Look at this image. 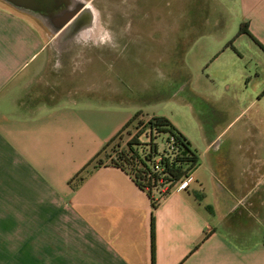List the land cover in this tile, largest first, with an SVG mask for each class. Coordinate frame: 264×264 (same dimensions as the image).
I'll list each match as a JSON object with an SVG mask.
<instances>
[{"label": "crops", "instance_id": "0c3cea01", "mask_svg": "<svg viewBox=\"0 0 264 264\" xmlns=\"http://www.w3.org/2000/svg\"><path fill=\"white\" fill-rule=\"evenodd\" d=\"M133 7L52 33L0 3V264H264V0ZM137 112L198 155L154 208L92 161Z\"/></svg>", "mask_w": 264, "mask_h": 264}, {"label": "trees", "instance_id": "16d2710c", "mask_svg": "<svg viewBox=\"0 0 264 264\" xmlns=\"http://www.w3.org/2000/svg\"><path fill=\"white\" fill-rule=\"evenodd\" d=\"M136 119H141L140 124L144 125L143 130H148L150 143L147 152H145L144 155H141L137 150H133V146L139 145L140 143L136 137L132 142H129L128 152H120L116 160H114L111 165L126 171L134 183L142 191L146 192L147 196L151 199L152 207L154 208L157 201L161 197L168 194L180 179L189 177V175L194 171V169L198 166V155L195 150L192 149L187 138L178 129H176L166 117L152 116L147 120H143L141 113L137 112L129 120L125 128L132 124ZM119 134H117L111 141H113ZM162 135H165L166 137L165 147L159 151L158 144L153 142V140L155 137ZM170 140H172V150L168 152L166 144ZM108 144H106V146ZM106 146H104V148ZM98 155L99 154H97V156ZM158 155L161 157L159 161V166L162 168L161 172H157L154 168L155 163L153 158ZM96 157L92 160L93 162ZM124 164L128 165L130 170H127ZM95 166H100V164L97 163ZM158 185H166V188L165 190L160 191L157 196H154L152 195V190ZM151 251L153 262V217L151 219Z\"/></svg>", "mask_w": 264, "mask_h": 264}, {"label": "rangeland", "instance_id": "374dc122", "mask_svg": "<svg viewBox=\"0 0 264 264\" xmlns=\"http://www.w3.org/2000/svg\"><path fill=\"white\" fill-rule=\"evenodd\" d=\"M83 1L85 3L92 4V7L98 12L99 23L101 24L102 27L107 29L109 27V17L115 20V19H119L120 17L123 18V17L135 15V9L133 7L134 0H83ZM0 3L4 4L1 1ZM146 27L147 26L145 24H142L141 31L143 32L147 31ZM120 66L124 67L125 70L129 69L128 70L129 74L134 73L135 70L134 62L120 63ZM140 120L141 119H136L132 124L126 127L113 141H111L99 153V155L94 160L93 164L94 165L97 163L100 165L111 164L114 160H116L120 152H128L129 142H132L136 137L140 143L139 145L133 146V150H137L139 154L144 155L149 148L150 136L148 134L147 129L143 130L144 125L140 124ZM165 138H166L165 135L157 136L155 137L153 142H156L157 144H161L163 149L165 147ZM124 166L126 167L127 170H130V167L128 165L124 164ZM165 188L166 185L164 186L158 185L157 187L153 188L152 195L157 196L159 192L165 190Z\"/></svg>", "mask_w": 264, "mask_h": 264}, {"label": "water", "instance_id": "95a60500", "mask_svg": "<svg viewBox=\"0 0 264 264\" xmlns=\"http://www.w3.org/2000/svg\"><path fill=\"white\" fill-rule=\"evenodd\" d=\"M14 10L40 20L52 33L65 30L78 33L87 26H78L77 17L84 12L91 23V12L83 0H0ZM88 25V24H87Z\"/></svg>", "mask_w": 264, "mask_h": 264}, {"label": "built area", "instance_id": "2783aa9c", "mask_svg": "<svg viewBox=\"0 0 264 264\" xmlns=\"http://www.w3.org/2000/svg\"><path fill=\"white\" fill-rule=\"evenodd\" d=\"M171 143H172V140H170L166 145H167V151L170 152L172 150V147H171ZM161 157L158 155L156 157L153 158V161L155 163V170L157 172H161L162 171V168L159 166V161H160ZM188 179L187 178H182L180 179L175 185L174 187L172 188V190H175V191H184L186 189V180Z\"/></svg>", "mask_w": 264, "mask_h": 264}, {"label": "flooded vegetation", "instance_id": "af4514ba", "mask_svg": "<svg viewBox=\"0 0 264 264\" xmlns=\"http://www.w3.org/2000/svg\"><path fill=\"white\" fill-rule=\"evenodd\" d=\"M84 2V1H83ZM84 4L87 6V7H92V4H90V3H85L84 2ZM93 8V7H92ZM94 9V8H93ZM95 10V9H94ZM96 11V10H95ZM89 18H88V16L84 13V12H82V13H80V15L77 17V20H78V26H82V25H86L87 27V29H90L91 28V26H90V24H89V20H88ZM97 19H98V12L96 11V18H95V22H97ZM95 22H93L92 21V23H95ZM88 24V25H87ZM86 29V30H87ZM85 30V29H84ZM84 30H82V31H84Z\"/></svg>", "mask_w": 264, "mask_h": 264}, {"label": "bare ground", "instance_id": "6f19581e", "mask_svg": "<svg viewBox=\"0 0 264 264\" xmlns=\"http://www.w3.org/2000/svg\"><path fill=\"white\" fill-rule=\"evenodd\" d=\"M89 9V11L91 12V20L93 22H95V18H96V11L92 8V7H87ZM65 31V30H64ZM84 31H80L79 33H82Z\"/></svg>", "mask_w": 264, "mask_h": 264}]
</instances>
